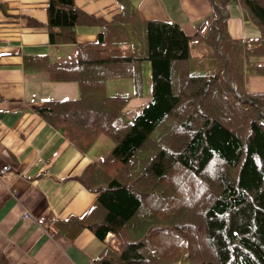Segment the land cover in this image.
I'll list each match as a JSON object with an SVG mask.
<instances>
[{
	"label": "trees",
	"instance_id": "1",
	"mask_svg": "<svg viewBox=\"0 0 264 264\" xmlns=\"http://www.w3.org/2000/svg\"><path fill=\"white\" fill-rule=\"evenodd\" d=\"M116 1L106 20L74 0H48L47 44H75L76 53L65 61L43 56L41 66L50 81L101 87L39 110L82 154L101 136L112 143L80 175L97 193L80 221L108 238L101 263L264 264V92L247 87L249 76L264 77V0H210L211 15L191 36ZM231 4L259 37H230ZM91 24L103 28L98 39L77 42L76 28ZM144 62L151 99L129 119L123 110L143 95ZM113 78H131L135 93L108 95L104 83ZM0 264H7L1 252Z\"/></svg>",
	"mask_w": 264,
	"mask_h": 264
},
{
	"label": "crops",
	"instance_id": "2",
	"mask_svg": "<svg viewBox=\"0 0 264 264\" xmlns=\"http://www.w3.org/2000/svg\"><path fill=\"white\" fill-rule=\"evenodd\" d=\"M47 1L0 0V170L8 166L0 176V252L7 264H102L108 238L102 241L80 221L97 200V193L83 185L80 175L101 155L82 154L39 111L46 100L94 97L101 87L53 82L43 73V56L65 61L75 59L76 53L75 44H47ZM129 1L144 18L175 22L189 36L213 10L210 0ZM74 4L106 20L119 7L116 0H74ZM227 10L231 38L260 36L239 4ZM102 30L97 24L80 25L76 40L94 42ZM143 68L149 78V63L144 62ZM146 83L149 86V79ZM247 87L264 92V77H249ZM134 97L140 96L131 100ZM25 212L29 218L23 217Z\"/></svg>",
	"mask_w": 264,
	"mask_h": 264
},
{
	"label": "rangeland",
	"instance_id": "3",
	"mask_svg": "<svg viewBox=\"0 0 264 264\" xmlns=\"http://www.w3.org/2000/svg\"><path fill=\"white\" fill-rule=\"evenodd\" d=\"M138 38H139V35L137 34L136 41L140 49V47L142 48L144 46V41L141 44L139 43ZM146 76H148V73L143 68V79H144L143 95L140 97H134L131 100V102L132 101L134 102L132 103L130 102L128 106L126 107L127 108L126 116L129 119H131L134 115L138 114L141 111L142 107H144L151 98L150 93H149L150 84L149 86H147V83H146L147 79H149V82H150V76L149 78H146ZM105 88H106L108 95H115V94L133 95L135 93V85L131 78H113V79L106 80ZM175 122L177 123V121ZM180 135H182V133L178 134V136ZM159 136L160 134H157L155 138H158ZM174 138L175 137H172V136L169 138L167 142V148H171L173 146V144L175 143V141L173 140ZM111 146H112V143L109 142L104 136H101L99 140L96 142L94 148L90 151V153H97V154L103 155L104 154L103 151L108 147L110 148ZM116 172H117V169L113 168L112 176L117 175Z\"/></svg>",
	"mask_w": 264,
	"mask_h": 264
},
{
	"label": "built area",
	"instance_id": "4",
	"mask_svg": "<svg viewBox=\"0 0 264 264\" xmlns=\"http://www.w3.org/2000/svg\"><path fill=\"white\" fill-rule=\"evenodd\" d=\"M8 166H3V168L0 170V176L7 170ZM24 218H29V214L27 212L24 213Z\"/></svg>",
	"mask_w": 264,
	"mask_h": 264
}]
</instances>
